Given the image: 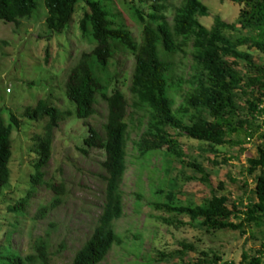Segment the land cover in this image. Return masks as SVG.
I'll return each instance as SVG.
<instances>
[{"label": "trees", "instance_id": "obj_1", "mask_svg": "<svg viewBox=\"0 0 264 264\" xmlns=\"http://www.w3.org/2000/svg\"><path fill=\"white\" fill-rule=\"evenodd\" d=\"M41 1L46 11V26L52 36L62 35L67 30L81 3L88 8L79 21V31L93 49L84 52L70 69L65 87L66 96L75 106L79 120L85 121L95 115L98 97L107 103L104 136L90 128L89 136L84 140L85 148L80 149L86 155L88 149L105 152L102 165L106 187L96 227L77 252L73 264H103L112 248L122 243L115 223L124 216L122 187L128 171L130 127H136L139 132L143 130L139 139L132 142V158L142 162L138 164L140 181L143 172L151 165L147 162L163 156L164 176H171L175 163L179 162L200 175L201 182L209 183L210 175L204 166L187 161L188 156L183 153L171 130L179 132L178 137L187 136L207 143L214 152L215 147L230 143L227 141L230 134L242 133L251 140L253 121L264 116V62L243 55L241 49L246 47L264 56V0H221L244 5V8L236 23H226L221 16H215L211 29L200 21L211 12L199 0H184L175 9L171 23L165 11L172 0H151V12L148 14L134 4L136 0H132L130 11L142 26L140 43L123 23L111 0ZM38 3L39 0H0V21L19 25L20 21L33 17ZM239 26L242 30L238 29ZM120 53L135 58L131 101L116 89L109 95L113 83L110 67ZM176 55L181 56L184 66L191 58L188 77L184 70L172 74L174 65L169 58ZM241 60L246 62V74L238 69ZM249 93L254 99L245 101V118L235 124L233 116L243 111L236 99L247 97ZM73 115L62 113L48 100H40L35 108L25 110L23 117L31 121L49 119L43 137L34 138L32 151L37 154V159L33 162L32 186L43 183V169L52 155L54 131L66 116ZM11 121L18 129L21 128L17 116L11 115ZM263 125H258L259 129ZM12 134L13 127L6 124L0 112V198L11 181ZM245 171L256 181V201L246 206L243 201H231L224 194V182L217 185L218 195L211 199L199 205L184 202L180 199L181 189L176 182L164 181V178L161 184L167 183L166 188L160 184L157 189H152L153 202L149 203L154 210L167 216L160 219L169 225L182 224L179 218L187 217L207 230H232L246 234L247 226L264 227V143L257 147V156L247 160ZM47 186L55 193L51 208H56L62 201L63 186ZM32 194L33 191H29L25 198L9 207L10 212L23 217ZM136 197V205L141 207L144 193L140 191ZM46 213L47 208L39 211L43 217ZM233 218L237 222L232 221ZM262 248L254 256L244 251L240 264H263L264 244ZM203 256L205 259L198 260L199 264H219L221 261L216 255L210 258L203 253ZM49 261L44 243L36 246V254L24 259L18 255H0V264H49Z\"/></svg>", "mask_w": 264, "mask_h": 264}, {"label": "rangeland", "instance_id": "obj_2", "mask_svg": "<svg viewBox=\"0 0 264 264\" xmlns=\"http://www.w3.org/2000/svg\"><path fill=\"white\" fill-rule=\"evenodd\" d=\"M184 0H172L168 3L165 16L171 23L175 9ZM209 7L211 15L201 17V23L211 29L214 17L219 15L226 23H236L244 5L221 0H199ZM115 10L121 14V20L132 32L135 40H142V26L133 17L130 8L132 0H111ZM146 14L150 13L151 0H136L134 3ZM88 9L85 3L77 7L71 25L62 35H53L46 26V11L39 0L37 9L30 19L20 21L19 25L0 21V112L7 125L13 127V156L10 162V186L4 189L0 198V255H18L22 259L36 254V246H47L49 264H73L77 252L92 235L104 204L105 171L103 162L105 152L88 149L84 154V140L89 136L90 128L104 136L107 122V103L100 97L95 106L96 113L88 120H79L75 106L66 96V81L69 71L76 65L84 52H90L93 46L82 38L79 21ZM239 30L241 26L238 27ZM243 55L263 63L264 56L259 52L244 47ZM174 67L172 74L184 70L187 77L191 58L182 65L180 55L169 58ZM135 68V58L130 54H117L110 67L113 83L109 92L121 91L131 101L130 86ZM239 71L247 73V65L240 61ZM247 92V90H246ZM254 99L249 95L240 96L237 102L243 108L234 115L233 122L238 123L246 115V100ZM40 100H48L62 113L69 112L54 131L52 155L43 169V183L34 187L31 176L37 154L33 153L34 138L43 137L48 118L31 121L24 118L27 108H35ZM181 102V101H180ZM179 102V103H180ZM264 107V105H263ZM130 111V110H129ZM11 115L18 117L21 128L11 121ZM253 121L251 141L244 134H230V143L215 147L216 152L202 141L187 136H177L187 161L202 164L210 175L209 183L200 181V175L176 162L171 176H164L163 156L153 159L138 179V164L132 158V142L139 139L142 131L130 127L128 142V171L123 182L124 216L115 223V230L121 244H116L103 264H199L204 260L203 253L212 258H221L219 264H240L242 254L247 251L251 256L263 249L264 227L247 226L246 234L240 231H213L202 228L187 217H180L182 224L169 225L160 219L165 215L153 209V191L164 181H174L181 189L180 199L197 205L213 195H218L216 187L225 183L226 194L231 201H243L244 206L256 201V181L246 174L247 160L257 156V147L264 143V116ZM258 125L262 126L259 129ZM246 127V126H245ZM225 160H228L225 163ZM222 164V165H215ZM61 184L64 189L61 204L51 208L55 193L47 185ZM167 184V183H166ZM162 183L161 187L166 188ZM33 191L26 214L17 217L9 207L25 198ZM142 191L144 199L136 205V194ZM139 204V203H138ZM42 208H47L45 216L39 215ZM232 221L237 222L234 218ZM10 241V242H9ZM185 246L187 247L185 249ZM263 264H264V256Z\"/></svg>", "mask_w": 264, "mask_h": 264}, {"label": "clouds", "instance_id": "obj_3", "mask_svg": "<svg viewBox=\"0 0 264 264\" xmlns=\"http://www.w3.org/2000/svg\"><path fill=\"white\" fill-rule=\"evenodd\" d=\"M248 141H251L250 139Z\"/></svg>", "mask_w": 264, "mask_h": 264}]
</instances>
